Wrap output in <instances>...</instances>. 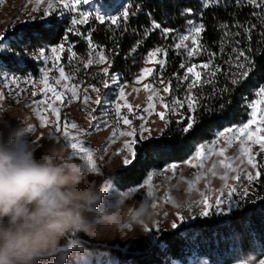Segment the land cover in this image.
Wrapping results in <instances>:
<instances>
[{"label":"trees","instance_id":"obj_1","mask_svg":"<svg viewBox=\"0 0 264 264\" xmlns=\"http://www.w3.org/2000/svg\"><path fill=\"white\" fill-rule=\"evenodd\" d=\"M205 2L81 0L79 13L88 14L84 23L72 25L69 14L61 18L53 15L46 21L35 20L9 31L4 39L11 53H0L1 71L35 75L38 69L28 55L44 46L64 44L83 61L93 52L103 53L108 58L105 80L117 75L121 82H127L139 75L150 52L163 49L162 63L157 64L153 76L163 78L167 87L162 98L166 106L163 128L155 137L136 135L132 163L115 168L106 176L119 189L136 186L150 171L186 161L217 132L245 123L250 112L247 105L264 87V0L252 4L248 0H210L209 6L204 7ZM187 9L191 12L182 14ZM125 10L129 13L127 20L123 19ZM97 17H104L105 22ZM111 17L119 18L116 24L111 23ZM153 20L161 28L169 29L168 34L160 29L145 34ZM191 24H203L204 30L189 33ZM182 35H189L184 43L195 49L191 56L183 47H175ZM241 52L254 61L255 70L239 84H232L233 77L239 78L242 71L237 62L247 67ZM14 54L23 56V61L18 62ZM204 64L209 67L204 69ZM193 65V72L200 73L198 80L187 72ZM192 80H196L197 86L189 89ZM100 81L99 77L89 79L102 95ZM189 92L198 101L195 112L187 107ZM176 101L183 102V107ZM189 117L197 119L198 124L184 134L180 129L187 125ZM257 167L255 191L242 197L229 213L212 210L206 216L197 215L191 223L162 231L148 249L138 253L86 242L83 249L113 257L115 264H187L190 259L199 258L209 263L231 264L248 253L259 261L264 258V158H259ZM78 255L74 253L69 258Z\"/></svg>","mask_w":264,"mask_h":264},{"label":"rangeland","instance_id":"obj_2","mask_svg":"<svg viewBox=\"0 0 264 264\" xmlns=\"http://www.w3.org/2000/svg\"><path fill=\"white\" fill-rule=\"evenodd\" d=\"M50 2L53 3V8L45 15ZM79 12V4L75 12L69 13L66 9H62V5L56 0H42L40 3H37V0H0V53H11L6 46L7 39L4 38L13 28L35 20L46 21L53 15L61 18L69 14L70 21L72 17L81 19ZM60 45H63L62 50L51 52V48ZM41 50L45 51L46 58L38 55ZM101 55L105 57L104 60L100 59ZM13 56L18 62L23 61V56L19 54ZM28 57L38 69L35 75L2 72L3 68L0 64V124L8 121L13 128L20 123L30 125L31 136L28 139L36 142L38 146L36 155L39 157L43 149L53 142L64 146L61 133L65 130L66 124L67 131L75 135L77 129H72L71 123H76L78 129L90 130V125L96 122L93 117L107 121L108 127H104L101 131L92 132L91 135L81 133L78 136V139L92 150L101 182H108L107 186L111 189L113 197H118L126 203L135 205L137 202L145 201L155 204L153 218L146 226L132 225L119 231H107L98 240L80 234L84 242L111 246L125 252H142L156 241L162 231H172L182 224L191 223L197 215L206 216L201 215L205 208V200L210 205L208 213L212 210L229 213L245 196L243 195L245 189L247 194L255 191L253 184L259 175L257 164L259 158H264V148H261V142L256 140L255 136L264 135V128L256 131L257 128L262 127L259 124V110L264 109V104L257 105V124L250 126V131L255 132L252 138L241 137L238 133L235 134L236 138H233V132H226L223 137H219V132L228 128H237L227 127L201 144L206 153L204 157L195 158V152L201 146L199 145L186 161L150 171L138 184L143 185L139 192L124 197L121 194L132 187L119 189L106 176L113 169L125 166L123 163L125 158L132 160L133 156L125 147V142H132L136 135L141 138L158 136L163 128L166 121V106L162 98L166 95L167 87L163 78H153L156 76L155 70L158 64L156 61H162L161 52L157 53L153 60L147 59L143 62L138 76L143 68H151L152 75L139 81L137 76L127 82H121L117 75L112 76L108 81L105 80L104 69H107L108 58L101 52H93L83 61L69 45L59 44L44 46ZM88 60H92V63L87 64ZM60 68L64 69V77L60 76ZM91 76L100 78L104 88L102 95L93 91L94 85L89 82ZM57 80L59 83H56ZM145 85L148 87L145 88ZM121 88L125 93L123 98L118 95ZM153 89L155 92L152 91ZM150 95L151 100L148 99ZM86 97L90 99L86 100ZM258 99L260 97L256 96L254 101ZM97 100L99 103L95 102ZM117 103L121 106L119 114L116 113ZM129 106L132 111L128 110ZM125 117L131 121V124L124 123ZM57 123L61 133L55 132L54 125ZM145 128L149 131H143ZM133 129L135 136L121 135ZM57 139L60 142H56ZM240 139L245 141L246 153L240 151ZM214 140L216 143L212 144ZM68 151L70 152L69 149ZM77 160L85 165V161L78 158ZM189 161L191 163H188ZM172 165H176L174 171L170 169ZM228 165L231 167H227ZM166 169L168 170L165 171ZM249 175L254 179L249 181ZM233 188L236 191L229 197L228 193ZM149 191L153 193L152 196L148 195ZM218 198L224 201L219 206L215 204ZM173 223L177 225L175 228L172 227ZM71 264H115V258L104 257L101 252L92 253L83 249L71 260ZM187 264L223 263H209L206 259L199 258L190 259Z\"/></svg>","mask_w":264,"mask_h":264},{"label":"clouds","instance_id":"obj_3","mask_svg":"<svg viewBox=\"0 0 264 264\" xmlns=\"http://www.w3.org/2000/svg\"><path fill=\"white\" fill-rule=\"evenodd\" d=\"M31 126L0 124V264H66L83 250L80 234L146 226L154 203L113 197L100 174L53 142L39 157ZM111 197L110 199H105ZM232 264H260L253 253Z\"/></svg>","mask_w":264,"mask_h":264},{"label":"snow or ice","instance_id":"obj_4","mask_svg":"<svg viewBox=\"0 0 264 264\" xmlns=\"http://www.w3.org/2000/svg\"><path fill=\"white\" fill-rule=\"evenodd\" d=\"M42 2V0H37V3H40ZM57 3H59L60 5H62V9H66L69 13H72V12H75L76 11V6L81 2V0H56ZM86 2V0H85ZM209 2L210 0H206V2L204 3V7H207L209 6ZM256 0H248V3L252 4V3H255ZM260 5H257V7H259ZM53 8V3H49L48 4V8L45 10V15L48 14V12L50 10H52ZM188 12H191V9H187L185 10L184 13L182 14H185V13H188ZM128 11L125 10L123 12V19L124 20H127L128 19ZM150 15V14H149ZM80 16L82 17L81 19H77L75 17H72L71 18V24L72 25H76L78 23H84L86 22L87 18H88V14L86 13H80ZM97 19H99V21L101 23H104V17H97ZM111 23L112 24H116L117 23V20L119 19L118 17H111ZM156 29H160V31L167 35L168 32L170 31L169 29H164V28H161V25L159 23H156L155 20H153L151 22V28L150 29H147L145 30V34H147L149 31H152V30H156ZM204 30V25L203 24H199V25H195V24H191L190 28L188 29V32L189 33H196V34H199L200 32H202ZM69 31H72V29H69ZM189 39V35H182L179 37V43H177L175 45L176 48H181L183 47L186 51H187V54L189 56L193 55L194 52H195V49L190 47L189 45L185 44L184 42L187 41ZM193 44H195V40L192 41ZM63 49V45H60L59 47H53L51 48V52L52 53H56L57 51L59 50H62ZM163 49H160V48H156L154 51L150 52L148 54V60L151 61L155 58L156 54L159 53V52H162ZM166 54V53H165ZM39 56L41 57H45L46 58V54H45V51L44 50H41L39 53H38ZM240 56L241 57H244L245 60H246V63H247V67H246V64L245 63H239L237 62V68L242 70L239 74V78L237 77H233L232 79V84H239L240 82H242L243 79H247L248 76H249V73L251 71H254V67H252V65L254 64V61H252L251 59H249L248 57H245L244 56V53L241 52L240 53ZM101 60H104L105 57L103 55H101L100 57ZM237 61H239V57H237ZM92 63V60H88L87 61V64H91ZM156 63H162V61H156ZM87 66V65H85ZM195 65L191 66V67H188L187 68V72L188 73H193V75L196 77V79L198 80L199 77H200V73L199 72H193V69H194ZM204 69H207L209 67L208 64H204L202 66ZM105 72H107V69H104ZM59 72H60V76L61 77H64V69L63 68H60L59 69ZM46 75V74H45ZM152 75V69L151 68H143L142 69V73L140 74V76L137 77V81L139 80H142L144 79L146 76H150ZM212 75H215V72L212 73ZM185 79H188V77L186 76ZM56 83H59V80L56 81ZM107 86V85H105ZM197 84H196V80H192L189 84H188V88L191 89L193 87H196ZM145 88L148 87V85H145L144 86ZM93 91H96V92H99V89L98 88H95L93 86ZM153 92H155V89L152 90ZM165 91H167V88L165 89ZM119 97L120 98H123L125 93H124V90L123 88L120 89L119 93H118ZM256 96L260 97V99L258 100H255L251 103H249L247 106L251 109V112H250V118L247 120L246 123H243L242 126H239L235 129L233 128H228V129H225L224 131H221L218 133V136L219 137H223L225 135L226 132H233L234 133V137L233 138H236L235 134L238 133L241 137H247V138H252L253 136H255V132H251L250 131V126L251 125H254V124H257V112H258V109H257V105L258 104H264V87H260L258 92L255 93ZM73 96H75V91H73ZM59 98V97H58ZM86 100L87 99H90L89 97H86L85 98ZM149 100L152 99V96L150 95L148 97ZM187 100H188V103H187V107L189 109V111L191 112H195L196 111V108H195V105L198 103L197 100H195L191 94V92H189L188 94V97H187ZM96 103H99V100L95 101ZM175 103H177L179 106L183 107V102L181 101H176ZM120 104L117 103L116 104V113L119 114L120 113ZM128 110L129 111H132V108L131 106L128 107ZM260 112V115H259V124L262 126L260 128H257L256 131H261L262 128H264V109H260L259 110ZM59 119V117L57 118ZM94 120H96V122L94 124H91L90 125V130H81V129H78V125L76 123H71L70 127L72 129H77V134L73 135V134H70L68 131H67V124L65 125V130L61 133V128L59 126V124L57 123L56 125H54L55 127V132L56 133H61L62 135V142L64 143V146L70 150L71 152V158H74L77 160V158L79 160H83L85 161V165L86 167H90L92 168L93 170L99 172V168L97 167V163H96V160L93 158V154H92V150L90 149V147H87L85 146L84 142L80 139H78V136L79 134L83 133L85 135H91L92 132H97V131H101L104 127H108V124H107V121L105 120H97L95 117H93ZM161 119H163V114H161ZM124 123L126 124H131V121L128 120L126 117L124 118ZM198 124V120L195 119V118H192V117H189V122L187 123L186 126L182 127L180 129V131L184 134H187L189 133L190 131L194 130L195 126ZM143 131L147 132L149 131L148 129H143ZM55 135V133H54ZM121 135H128V136H135V129H133L132 131L128 132V133H121ZM115 136V132L113 133V138ZM255 139L260 141L261 142V148H264V135H261V136H255ZM56 142H60L59 139L56 140ZM136 141L133 140L132 142H125V147L127 148V150L131 153L132 156H135L136 153L134 151V145H135ZM212 144H215L216 141H212L211 142ZM244 139H240V145H241V148H240V151L241 153H246L247 152V148L244 147ZM204 146L201 145L200 146V149L197 150L195 152V158H201V157H204L206 155V153L204 152ZM124 165H129L132 163L131 160H129L128 158H125L124 161H123ZM188 163H191V161H189ZM249 163H251V159H249ZM227 167H231V165H228ZM253 167H255V165H253ZM170 169L171 170H175L176 169V165H172L170 166ZM168 169H166L165 171H167ZM234 171V169H233ZM150 179V178H149ZM248 179L249 181L253 180L254 177L252 175H249L248 176ZM143 185H138V186H134L132 187L129 191L127 192H124L122 193L121 195L124 196V197H128V196H131L133 193H138L139 190H140V187H142ZM236 190L233 188L229 193H228V196L231 197L232 193L235 192ZM247 194V190L245 189L243 195H246ZM148 195L149 196H152L153 193L151 191L148 192ZM205 208H204V211L201 212V215H207L208 214V208L210 207V205H208L207 203V200H205ZM224 201L222 199H217L215 201V204L217 206L223 204ZM177 225L175 223L172 224V227L175 228ZM146 231L148 229H145ZM78 254V253H77ZM260 261V264H264V259H261L259 260ZM66 264H71V258H69L66 262Z\"/></svg>","mask_w":264,"mask_h":264}]
</instances>
